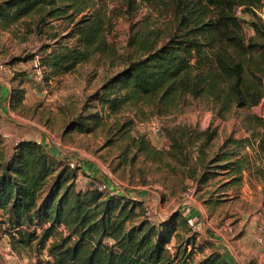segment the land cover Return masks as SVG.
<instances>
[{
    "label": "trees",
    "instance_id": "obj_1",
    "mask_svg": "<svg viewBox=\"0 0 264 264\" xmlns=\"http://www.w3.org/2000/svg\"><path fill=\"white\" fill-rule=\"evenodd\" d=\"M136 1L159 13L169 7L171 24L160 46L145 36L130 41L140 55L108 80L101 92L93 94L92 99L102 108L109 105L113 111L143 104L151 114H160L193 98L205 101L215 117L224 118L236 108L260 104L264 97V23L257 12L264 0H127ZM92 4L93 0H5L0 3V28L20 27L25 34L41 37L46 33V19L64 15L73 20ZM98 15L83 16L73 25L68 36L75 38L72 45L67 44V37L45 34L53 41L42 46L39 57L47 78L73 71L96 53L104 54L108 47L103 34L107 21ZM242 15L253 18L250 24L254 35L250 38L245 37ZM22 84L11 90L13 108L23 100ZM96 120L97 114L79 117L69 129L90 133L89 123L96 127ZM246 121L245 131L255 140L260 163L255 166L246 151L239 156L236 152L224 156L216 153L215 161H226L221 167L231 178V185L238 183L245 171L253 173V169L264 179V117L251 115ZM209 140L206 130L205 143ZM226 141L246 149L251 139ZM1 146L0 138V210H8L10 225L19 227L13 245L36 242L38 249L47 250L46 264H196L190 260L200 249L194 242L186 244L183 252L167 249L175 235V218L160 222L156 229L145 219L137 222L135 207L140 204L129 202L123 193L111 195L94 187L82 193L71 185L61 193L68 171L57 168L41 144L20 140L8 157L2 154ZM131 146L144 155L155 152L143 136L131 139ZM55 173L46 191L48 178ZM208 176L203 175L201 181ZM110 189L117 188L111 185ZM64 228L68 229L65 235L57 231ZM200 264L228 263L211 253Z\"/></svg>",
    "mask_w": 264,
    "mask_h": 264
},
{
    "label": "rangeland",
    "instance_id": "obj_2",
    "mask_svg": "<svg viewBox=\"0 0 264 264\" xmlns=\"http://www.w3.org/2000/svg\"><path fill=\"white\" fill-rule=\"evenodd\" d=\"M159 12L138 1L93 0L89 9L73 20L64 15L46 19L45 34L67 37V44L72 45L75 38L68 36L78 20L92 14L104 16L107 25L103 34L108 47L104 54L96 53L71 72L47 78L46 69L41 84L33 78L32 61L42 55L44 44L53 41L45 34L41 37L25 34L20 27L0 28V71H9L10 77H20L29 85L25 102L17 108L10 106L9 125L0 124V138L1 134L7 135V140L1 138L2 154L8 157L20 140L46 142L45 148L52 147L55 151L50 156L42 146L49 160L68 171L61 193L69 185L84 193L93 187L94 180L109 182L119 189L117 195L123 191L129 202L140 204L135 207L137 222L145 219L158 229L160 222L175 218L172 231L175 235L168 244L169 250L176 248L183 252L186 244L194 242L200 249L190 258L191 263L200 264L211 253L222 257L227 252L230 264H264V248L257 243L264 236V179L253 169V173L245 171L241 180L231 185V178L221 167L226 161L214 159L216 153L224 156L236 152L239 156L246 151L255 166L260 163L255 155V140L245 129L248 116L264 117V97L258 106L236 108L224 118L215 117L201 99L187 98L177 109L160 114H151L150 108L143 104L110 111L109 105L102 108L92 99L108 80L140 55L129 44L133 38L145 36L155 46L163 44L172 11L168 7L164 13ZM257 15L264 23V1ZM241 18L245 22V37H252L253 18L249 15ZM12 58L15 61L11 62ZM27 75L30 79H26ZM91 114L98 115V122L96 127L89 123L90 133L69 129L73 120ZM11 125L15 128L10 129ZM206 130L210 136L208 143H205ZM139 136L155 152L137 153L131 139ZM228 138L251 141L244 149L228 144ZM72 161L76 162L74 168L69 165ZM207 174L210 176L201 181ZM55 176L56 173L48 178L46 191ZM187 189L192 192L189 197L184 196ZM9 216L8 210H0V264H46L47 250L38 249L36 242L30 246L13 245L19 227L10 225ZM57 231L68 233L65 228ZM206 234H216L213 238L218 234V241L213 242ZM243 234L250 235L240 252L235 241Z\"/></svg>",
    "mask_w": 264,
    "mask_h": 264
},
{
    "label": "crops",
    "instance_id": "obj_3",
    "mask_svg": "<svg viewBox=\"0 0 264 264\" xmlns=\"http://www.w3.org/2000/svg\"><path fill=\"white\" fill-rule=\"evenodd\" d=\"M8 73H9V71H8ZM8 73L0 71V124L1 125H3V122L5 124L9 125L7 123L10 120L8 118V116L10 115V109L9 108H10V106H12V104L10 103V93H11V90L16 88L20 82H23L22 80H20V77L12 78V77L9 76ZM30 77L31 76L27 75L26 79H30ZM28 86L29 85H28L27 81L23 82L22 87L24 89V97H23L22 102H25V99H27V97H28ZM30 89H32V88H30ZM35 89H37V88H35ZM14 128L15 127L13 125H11L10 129H14ZM2 136H4V138H2ZM1 138L3 140H7V135L6 134H1ZM29 140H32V141H35L36 143L41 144L44 147L45 151H48V154L50 156H53L55 154L54 148H52V147L51 148H47V147L45 148V143L46 142L42 143L40 140H34V139H29ZM214 235H216V234H213V235L212 234H206V236H209L210 240H212L213 242L218 241L217 240V238H219L218 234H217L216 237L213 238L212 236H214ZM249 235L250 234H243V236H241L239 239H237L235 241L236 242L235 245L237 246V248L239 249L240 252L245 249L244 242H246V240L248 239ZM201 238H203V236H201ZM221 244H222V242H221ZM237 248L235 246L233 247V249H235V250ZM221 255L225 259V261L228 264H230V261L228 260L229 257H227V252H223Z\"/></svg>",
    "mask_w": 264,
    "mask_h": 264
},
{
    "label": "built area",
    "instance_id": "obj_4",
    "mask_svg": "<svg viewBox=\"0 0 264 264\" xmlns=\"http://www.w3.org/2000/svg\"><path fill=\"white\" fill-rule=\"evenodd\" d=\"M237 13H238V11H237ZM32 62H33V72H34L33 76H34L35 80H37V81L40 82V81L43 80V75H44V73L46 71V68L40 64L39 57L38 56H36L33 59ZM0 69H2V65H0ZM2 138H4V136H2ZM75 163H76L75 161H72V162L69 163V165L72 168H74ZM92 184H93V187L96 188L100 192H108L111 195H114V194L117 193V189H110L111 185H110L109 182H100V181L94 180V181H92ZM121 192L123 194H125L123 191H121ZM191 194H192V192L190 191V189H187L184 192V196L185 197H189ZM148 215H149V213L147 211L146 212V216H148ZM257 243L264 248V236H263V234H262V237H260V238L257 239ZM169 247L170 246H167V249L168 250L170 249Z\"/></svg>",
    "mask_w": 264,
    "mask_h": 264
}]
</instances>
